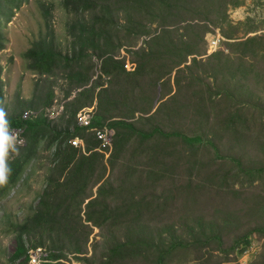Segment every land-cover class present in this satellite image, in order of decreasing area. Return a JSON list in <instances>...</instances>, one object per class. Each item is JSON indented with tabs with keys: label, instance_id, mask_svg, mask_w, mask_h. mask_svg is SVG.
<instances>
[{
	"label": "trees",
	"instance_id": "trees-1",
	"mask_svg": "<svg viewBox=\"0 0 264 264\" xmlns=\"http://www.w3.org/2000/svg\"><path fill=\"white\" fill-rule=\"evenodd\" d=\"M38 2L47 32L24 54L38 80L11 111L0 59V200L49 153L38 205L10 225V264H30L37 249L44 264H240L264 240V32L229 21L243 1L63 0L66 51L53 5ZM209 36H220L215 51ZM60 82L65 103L50 119ZM20 127L16 155L9 132ZM104 127L111 150L95 134Z\"/></svg>",
	"mask_w": 264,
	"mask_h": 264
},
{
	"label": "rangeland",
	"instance_id": "rangeland-1",
	"mask_svg": "<svg viewBox=\"0 0 264 264\" xmlns=\"http://www.w3.org/2000/svg\"><path fill=\"white\" fill-rule=\"evenodd\" d=\"M39 0H24L20 8L3 6L0 10V32L5 39V49L0 51L1 63L4 67L3 79L5 82L6 101L9 111L16 105V94L20 97L30 99L34 94L35 84L38 76L28 70V62L24 54L29 50L34 40L38 39L40 32H47L44 26L41 5ZM53 5V29L57 37V43L61 50L66 51L69 37L66 32V24L71 17L62 8L63 0H40ZM241 7L230 11L229 21L239 24L249 20L262 26L264 32V0H242ZM10 14L9 20L5 16ZM219 33V31H216ZM218 36V35H217ZM242 36V35H240ZM212 42L216 38L209 36ZM142 43L139 44L141 46ZM138 46V47H139ZM125 55V52L122 53ZM63 82L55 88L56 99L53 109L55 119L62 113L64 101ZM57 113H59L57 115ZM1 147V143H0ZM49 153H43L38 161L26 166L25 173L16 187L0 200V264H10L9 260L14 253L16 241L10 232V225L14 222L22 223L30 216L38 205V197L43 193L45 187V169L40 168L39 163L47 161ZM98 230H94L92 239H99ZM264 250V240H254L252 247L244 255L239 257L240 264L253 263ZM69 264H79L72 260Z\"/></svg>",
	"mask_w": 264,
	"mask_h": 264
},
{
	"label": "built area",
	"instance_id": "built-area-1",
	"mask_svg": "<svg viewBox=\"0 0 264 264\" xmlns=\"http://www.w3.org/2000/svg\"><path fill=\"white\" fill-rule=\"evenodd\" d=\"M211 44V48L213 51H215L220 44V36L217 37L215 40H213L212 42H210ZM47 115L49 116L50 119H55L54 117V113H53V109L52 108H48L47 109ZM59 113H57L58 115ZM35 115L34 112H29L27 114H25L24 118L28 119L30 116ZM79 121V126L81 127H90L91 123H92V110H84L83 112H81V114L79 115L78 118ZM24 132L25 130L23 128H14L11 129L9 132V149L12 150L13 153H16L15 150V146H25V138H24ZM95 134L97 139L100 141L101 143V148L102 149H109L111 150L113 147V137L115 135L114 131L111 130L108 127H104L103 129H97L95 130ZM71 144L74 147H82L83 149H85L84 146V142L82 139L80 138H74L73 140H71ZM5 151H3L2 149V144L0 147V156H4ZM108 156V154H107ZM30 255V264H44L46 262V258L48 257V254L43 250V249H37L35 251H30L29 253Z\"/></svg>",
	"mask_w": 264,
	"mask_h": 264
},
{
	"label": "clouds",
	"instance_id": "clouds-1",
	"mask_svg": "<svg viewBox=\"0 0 264 264\" xmlns=\"http://www.w3.org/2000/svg\"><path fill=\"white\" fill-rule=\"evenodd\" d=\"M2 120H3V115L2 113H0V122H2Z\"/></svg>",
	"mask_w": 264,
	"mask_h": 264
}]
</instances>
